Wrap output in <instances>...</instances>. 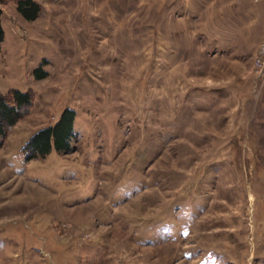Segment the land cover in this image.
I'll return each instance as SVG.
<instances>
[{
    "label": "rangeland",
    "instance_id": "obj_1",
    "mask_svg": "<svg viewBox=\"0 0 264 264\" xmlns=\"http://www.w3.org/2000/svg\"><path fill=\"white\" fill-rule=\"evenodd\" d=\"M34 1L1 8L0 93L33 106L0 148V264H264L261 3ZM65 108L73 151L25 162Z\"/></svg>",
    "mask_w": 264,
    "mask_h": 264
},
{
    "label": "trees",
    "instance_id": "obj_2",
    "mask_svg": "<svg viewBox=\"0 0 264 264\" xmlns=\"http://www.w3.org/2000/svg\"><path fill=\"white\" fill-rule=\"evenodd\" d=\"M9 2L14 3L17 14L25 22H34L40 13V7L34 0H0V50L5 37L1 25V8ZM46 65L47 62L42 61L33 70L32 75L36 81L47 77L48 73L44 70ZM32 106L33 93L30 91L10 90L8 95L0 93V148L7 140L10 130L30 114ZM75 117L74 110L65 108L53 125L35 132L21 149L24 161L45 159L53 150L59 154L71 153L76 141Z\"/></svg>",
    "mask_w": 264,
    "mask_h": 264
},
{
    "label": "built area",
    "instance_id": "obj_3",
    "mask_svg": "<svg viewBox=\"0 0 264 264\" xmlns=\"http://www.w3.org/2000/svg\"><path fill=\"white\" fill-rule=\"evenodd\" d=\"M254 2L264 3V0H253ZM252 67L254 70V73L257 76H261L264 74V32L263 36L257 46Z\"/></svg>",
    "mask_w": 264,
    "mask_h": 264
},
{
    "label": "crops",
    "instance_id": "obj_4",
    "mask_svg": "<svg viewBox=\"0 0 264 264\" xmlns=\"http://www.w3.org/2000/svg\"><path fill=\"white\" fill-rule=\"evenodd\" d=\"M241 2H247V3H249V4H251L250 3V1L251 0H240ZM259 11H261L263 14H264V3H261V4H259ZM247 14V16L248 17H254L255 18V16H254V12L252 13V12H250V13H246ZM249 14H250V16H249ZM260 16H262V15H260ZM2 17V16H1ZM1 25H2V21H1ZM3 28V27H2ZM245 28H249V27H245ZM263 29H264V23H263V25H261V27H260V34H262V31H263ZM246 30H248V29H245V31ZM4 31V30H3ZM249 32V31H248ZM4 34H5V32H4ZM261 40V39H260ZM41 81V80H40Z\"/></svg>",
    "mask_w": 264,
    "mask_h": 264
}]
</instances>
